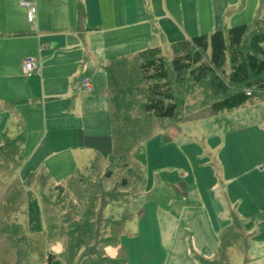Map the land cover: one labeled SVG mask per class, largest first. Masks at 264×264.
<instances>
[{
    "label": "rangeland",
    "instance_id": "1",
    "mask_svg": "<svg viewBox=\"0 0 264 264\" xmlns=\"http://www.w3.org/2000/svg\"><path fill=\"white\" fill-rule=\"evenodd\" d=\"M34 1L38 9L35 25L28 23L27 15L25 19L21 15V0H4L5 16L0 27L8 26V31H13L15 26L27 28L28 23L41 36L42 46L47 42L42 33L47 32L48 22H39L41 3ZM72 1L57 0V4L68 8ZM116 1L119 0L107 1L111 10L130 9L127 2L117 9ZM200 1L136 0L133 11L141 14L136 21L145 23L147 18L151 26L153 22L162 32L157 33V42L135 45L131 52L158 45L169 61L173 42L239 24L251 25L263 16L262 0H230L232 11L226 18L227 13L221 14L215 7L224 0H204L205 7H200ZM147 3L152 5L151 17ZM236 5L238 9L233 10ZM203 8L211 9L212 29L201 28L199 11ZM144 10L146 13H142ZM181 16L188 18L187 22ZM51 35L49 39L60 44L68 39ZM137 79L138 68L133 75V80ZM202 89L188 81L179 85V102L183 98L186 102L174 120L150 116L139 119L136 139L145 159L140 164L136 162L137 151L130 154L128 187L112 186L105 177L113 150L109 137L107 143L104 137L86 139L85 143L68 145L72 149L56 154L37 150L38 140L26 144L22 154L15 157L21 165L12 168V179L0 182V201L10 188L22 186L37 203L39 220L35 226L41 231L29 232L27 227V232H23L14 226L12 236L20 237L33 248L29 252L25 247L15 249L11 256L4 257L8 250L0 246V260H8V264H44L47 245H52L56 253H64L65 243L57 239L62 237L57 234L61 220L65 219L67 225L82 213L89 220L92 204L96 209L93 222L102 229L103 238L117 244L103 245L113 259L124 253L128 264H199L201 258L214 261L220 245L218 238L228 229L232 230L226 250L229 264H264V240L258 239L264 236V100L213 114L202 103ZM141 100L135 99L137 103ZM12 114H0V146L4 136L13 138L18 134ZM32 212L34 216L35 207ZM234 219L237 224L232 229ZM51 223L59 224L52 228Z\"/></svg>",
    "mask_w": 264,
    "mask_h": 264
},
{
    "label": "trees",
    "instance_id": "2",
    "mask_svg": "<svg viewBox=\"0 0 264 264\" xmlns=\"http://www.w3.org/2000/svg\"><path fill=\"white\" fill-rule=\"evenodd\" d=\"M262 5L263 16L251 25L241 24L173 42L170 45L172 56L169 61L163 55L161 46L110 60L106 73L109 81L107 93L110 97L113 150L105 177L112 181V186L130 185L129 162L134 150L137 151L136 162H144L142 147L137 145L136 139L139 119L146 116L176 119L179 109L186 102L184 98L179 102L178 87L181 83L188 81L194 87H202V103L208 105L213 114L256 105L264 100V0ZM136 67L140 82L139 79L133 80ZM136 98H141V102L137 103ZM16 104L6 102L0 105V114L14 111ZM3 140L0 146V182L12 179L14 175L11 174L15 170L12 168L21 165L15 157L23 152L24 134L13 138L4 136ZM34 207L33 216L31 211ZM95 211L91 204L89 220H86V213L77 215L76 220L67 225L64 217V221L60 219L61 230L58 229L57 234L62 237L57 236V239L65 243L66 251L56 253L52 245L46 244L44 264H128L124 253L113 259L104 251L105 243L111 246L117 244L112 239L103 238L102 229L92 220ZM38 220L37 203L31 194L20 185L16 190L10 188L9 194L0 201V246L8 250L3 251L8 253L3 254L4 257L11 256L15 249L18 251L25 247L29 252L33 248L22 242L20 237L12 236V229L15 226L27 232L24 229L28 227L29 232H39L41 228L35 226ZM234 222L230 227L232 229L237 220L234 219ZM58 224L51 223L50 227ZM231 233L232 230L226 229L220 234V245L214 261L201 258L199 264H229L226 250L230 245L228 237ZM258 239L264 240V236ZM90 250L92 252L88 253ZM7 262L5 259L0 260V264Z\"/></svg>",
    "mask_w": 264,
    "mask_h": 264
},
{
    "label": "crops",
    "instance_id": "3",
    "mask_svg": "<svg viewBox=\"0 0 264 264\" xmlns=\"http://www.w3.org/2000/svg\"><path fill=\"white\" fill-rule=\"evenodd\" d=\"M107 1L73 0L65 8L58 5L57 0H40L39 22H48L47 32L42 33L47 42L42 46L41 36L34 27L30 29L28 19L27 28L15 26V30L8 31V26L0 27V103H17L14 111L4 113H13L18 134H24V149L26 144L38 140L37 150L56 154L72 149L68 145L83 144L86 139L104 137V143H107V137L112 140L106 67L114 58L135 55L131 52L135 45L149 40L157 42V33L162 31L156 29L153 22L151 26L147 18L145 23L136 21L137 15L141 17L140 12L133 11L136 0L116 1L117 9L119 4L127 2L130 9L124 11L111 10ZM207 1L201 0L200 7H205ZM229 1L224 0L215 6L221 14L227 13L224 18L232 11ZM237 5L233 10L238 9ZM3 6L4 0H0L1 21L5 16ZM147 8L151 17L152 5L149 3ZM18 9L25 19L27 7L21 4ZM210 10L203 8L199 11L203 30L209 26V29L213 28ZM181 18L187 22L188 18ZM21 31L26 33L9 34ZM51 34L68 39L60 44L49 39ZM16 36L27 38L20 40ZM29 57L40 61V75L24 73L22 64ZM83 77L90 79L92 91L84 90Z\"/></svg>",
    "mask_w": 264,
    "mask_h": 264
},
{
    "label": "built area",
    "instance_id": "4",
    "mask_svg": "<svg viewBox=\"0 0 264 264\" xmlns=\"http://www.w3.org/2000/svg\"><path fill=\"white\" fill-rule=\"evenodd\" d=\"M21 4L27 7V19L29 23L35 25L37 19V5L34 0H21ZM23 71L26 75L41 74V63L37 58L29 57L23 61ZM82 86L84 90L90 92L93 90L91 81L88 77L82 78Z\"/></svg>",
    "mask_w": 264,
    "mask_h": 264
}]
</instances>
